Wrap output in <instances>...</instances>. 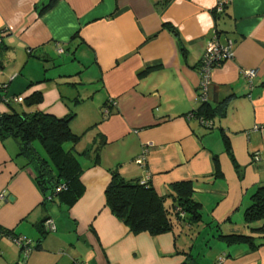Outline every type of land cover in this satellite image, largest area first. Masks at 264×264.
Instances as JSON below:
<instances>
[{"label":"crops","instance_id":"obj_1","mask_svg":"<svg viewBox=\"0 0 264 264\" xmlns=\"http://www.w3.org/2000/svg\"><path fill=\"white\" fill-rule=\"evenodd\" d=\"M217 2L0 0V112L72 115L74 149L89 151L78 157L83 192L68 206L42 192L15 137L0 139V230L25 244L1 234L0 264H264V232L254 230L264 220H244L264 187V0H226L219 13ZM214 35L233 56L201 100L199 62ZM242 68L258 69L251 83ZM37 91L31 107L14 100ZM32 152L46 156L37 141ZM115 168L148 176L165 204L173 184L189 186L199 220L132 232L106 205ZM228 234L243 237H219Z\"/></svg>","mask_w":264,"mask_h":264},{"label":"trees","instance_id":"obj_2","mask_svg":"<svg viewBox=\"0 0 264 264\" xmlns=\"http://www.w3.org/2000/svg\"><path fill=\"white\" fill-rule=\"evenodd\" d=\"M54 1L49 0L42 9ZM164 26L172 29L167 23ZM40 101L41 93L37 91L21 102L31 107ZM71 119L72 115L56 117L41 111H18L11 106L9 111L0 112V139L15 137L20 143L19 154L33 156L38 164L36 179L42 192H49V197L54 194L61 203L68 206L78 200L84 189L80 181L84 168L78 157L89 154L88 150L81 153L75 151L74 146L81 135L71 131ZM35 141L40 143L46 156L34 155L32 143ZM67 143L70 146L65 148ZM93 157L94 163H98V149L93 151ZM110 174L111 179L104 191L106 205L132 232L146 231L157 235L171 230L178 220L187 223L199 220V204L189 197V186L173 184L176 191L170 194L173 202L165 204L166 197L159 196L149 184H141V179L127 180L117 168L110 170ZM46 219L42 221V226ZM244 220L247 223L264 220V187H260L252 196L251 205L245 209ZM254 230L264 232V221ZM4 233L10 238L14 237L0 230V235ZM219 237L234 241L243 236L228 234ZM19 247L22 248L21 245Z\"/></svg>","mask_w":264,"mask_h":264},{"label":"built area","instance_id":"obj_3","mask_svg":"<svg viewBox=\"0 0 264 264\" xmlns=\"http://www.w3.org/2000/svg\"><path fill=\"white\" fill-rule=\"evenodd\" d=\"M226 0H218L214 11L219 13L223 10L224 5L226 4ZM58 51H62L59 49ZM233 56L232 52V42L229 40L225 44H221L217 40V36L214 35L213 38L210 40L208 47L206 48L205 52L203 53L202 57L200 58L199 62V74H200V99L206 100L208 88L211 83V75L213 69L220 66L225 60L231 59ZM241 75L244 79L248 82H252V80L257 76L258 69L257 68H242L240 70ZM14 100L17 102H21L23 100L22 96H15ZM6 101V99L4 100ZM108 112V109H105V113ZM201 122L209 126L210 121L208 119L201 118ZM148 145V144H147ZM147 150V146H144L142 154L136 159L137 163L142 164V160L145 158V152ZM148 176L142 178L140 183H148ZM6 198V192L4 190L0 191V201ZM46 229H53L54 226L50 222H45ZM19 246L21 245L22 248H25V244L23 243L22 238L14 236L12 238ZM27 251V250H26Z\"/></svg>","mask_w":264,"mask_h":264},{"label":"rangeland","instance_id":"obj_4","mask_svg":"<svg viewBox=\"0 0 264 264\" xmlns=\"http://www.w3.org/2000/svg\"><path fill=\"white\" fill-rule=\"evenodd\" d=\"M45 156V155H44Z\"/></svg>","mask_w":264,"mask_h":264}]
</instances>
